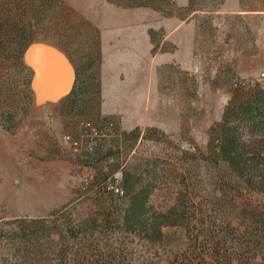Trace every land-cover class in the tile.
Returning <instances> with one entry per match:
<instances>
[{
	"label": "rangeland",
	"instance_id": "obj_1",
	"mask_svg": "<svg viewBox=\"0 0 264 264\" xmlns=\"http://www.w3.org/2000/svg\"><path fill=\"white\" fill-rule=\"evenodd\" d=\"M221 6L222 0H0V264H214L204 254L217 237H225L218 250L239 264H264V194L233 191L227 178L235 174L217 150L226 139L245 154L264 152V129H248L236 116L262 95L264 79L245 89L228 83L264 68V43L230 69L221 22L185 21L172 30V17L191 7ZM146 26L152 53L193 61L182 82L168 71L165 108L139 110L140 122L165 126L140 123L126 132L115 126L92 154H73L66 136L76 137L83 120L96 122L98 109L86 100L95 101L93 59L102 38L110 52L117 44L130 54L135 36L142 53ZM29 42L73 59L75 92L65 102L36 101L32 70L17 57ZM86 52L93 59L84 72ZM112 173L121 178L122 196L97 189ZM143 182L151 188L146 210L130 224V192Z\"/></svg>",
	"mask_w": 264,
	"mask_h": 264
},
{
	"label": "crops",
	"instance_id": "obj_2",
	"mask_svg": "<svg viewBox=\"0 0 264 264\" xmlns=\"http://www.w3.org/2000/svg\"><path fill=\"white\" fill-rule=\"evenodd\" d=\"M200 16H203V18L200 19ZM172 18L174 20L172 30H176L185 21L191 25H194L198 20L214 24L221 22L223 29L227 31L228 40H230L228 42L230 46L228 48L229 60L226 68L233 69L234 64L240 60L241 55L253 53L256 45L264 43V34L260 30L264 23V6L259 0H222L221 7H211L210 9L191 7L185 16L175 15ZM147 27L143 30L141 38L142 53H136L135 51V36H130V41H132L130 54L118 52L117 44H115V52H110L112 45L109 48L107 39L102 38L101 53H96L93 59L91 54L86 52L84 60L87 63L84 66H79V70L86 72L87 69L91 68L88 64L93 59L96 65L95 68H97L96 72L98 73L94 78L96 85L94 91L95 101L92 102V99L89 98L86 100L88 106L91 103V108L98 109L93 120H96L98 115L118 111L121 114V118L116 126L117 129L123 132L129 131L131 125L136 126L140 123L142 125L164 127V123L154 119L148 121L143 119L140 122L137 119L140 116L139 110L165 108L166 98L164 91L166 90L165 83L168 71L174 77V82L177 79L182 82L183 68H193L192 59L184 58L179 53H175L173 56H168L166 50L152 53V43ZM131 34L134 35V32ZM166 36L167 34L160 38L159 45ZM189 40L192 42L193 37L190 36ZM57 50H61L60 52L66 57L72 65L75 74H77L76 66L72 62L73 59L62 49L58 48ZM179 84L181 83L179 82ZM69 91L50 100L53 101L52 103L65 102L63 97L70 95ZM62 102L60 103L63 105Z\"/></svg>",
	"mask_w": 264,
	"mask_h": 264
},
{
	"label": "trees",
	"instance_id": "obj_3",
	"mask_svg": "<svg viewBox=\"0 0 264 264\" xmlns=\"http://www.w3.org/2000/svg\"><path fill=\"white\" fill-rule=\"evenodd\" d=\"M29 43H27L24 48L19 50L17 57L23 58L24 49ZM74 92L75 79L69 91V94L73 95ZM261 94V96L257 97L256 102L248 101L245 105L237 109L236 112V116H238L237 118L241 120L244 126H247V128L251 130L264 129V91H262ZM225 141L226 139L220 143L217 150L218 153H221V156L226 159V161L230 165V170L235 174V177L231 176L227 178L229 179V183H235V185L232 187V190L238 192L240 191V188H245L246 190L252 189L255 192L264 194V173L261 172V170L264 171V152L255 150L248 152L249 154H245L244 150H241L242 148H238L236 144H230L229 142ZM182 154H188L191 157L197 156L194 151L190 150H182ZM251 171H253L254 173H251ZM254 175H257L258 177L252 179ZM113 176H117L120 180V186L122 188L121 194H115L111 189L110 180ZM188 176L183 174L182 181H187ZM97 187V189H99L101 193L107 194L111 197H118L124 194L121 178L115 173L109 175L106 179L103 180V182L98 184ZM150 191L151 188L149 187L148 183L143 182L138 186L136 190L130 192V224L138 223L140 214L146 210V202L148 200ZM171 207L175 206H170V210ZM164 215L166 214L164 213ZM31 222L34 224V226H36L34 220H31ZM248 238H250L248 240L252 239V241L256 239V237L253 236H250ZM262 238L264 239V234L262 235ZM215 239L216 241H213V245H211V247H206L207 251L205 252L204 256L208 257L214 264H239L238 262H236L237 259H235L225 248H222V251L218 250V239H220L221 242H225V237H217ZM197 242L200 243L203 241L200 240ZM211 248H213V250H211ZM201 257H203V254L201 255Z\"/></svg>",
	"mask_w": 264,
	"mask_h": 264
},
{
	"label": "water",
	"instance_id": "obj_4",
	"mask_svg": "<svg viewBox=\"0 0 264 264\" xmlns=\"http://www.w3.org/2000/svg\"><path fill=\"white\" fill-rule=\"evenodd\" d=\"M23 60L32 70L30 84L36 101L44 98L55 99L71 89L75 71L55 47L31 42L24 49Z\"/></svg>",
	"mask_w": 264,
	"mask_h": 264
},
{
	"label": "built area",
	"instance_id": "obj_5",
	"mask_svg": "<svg viewBox=\"0 0 264 264\" xmlns=\"http://www.w3.org/2000/svg\"><path fill=\"white\" fill-rule=\"evenodd\" d=\"M264 79V69L259 70L253 76H238L229 79L228 83L231 88L245 89L247 87L254 86L256 83ZM121 115L119 112H114L110 116L101 114L93 122L91 120H83L79 125V133L76 137L66 136L68 147L73 154L87 153L92 154L96 146L99 145L100 139L104 138L113 130L119 122ZM107 163L113 161L112 156H107ZM124 162H121L122 167ZM110 186L115 194H121L122 188L120 186V180L117 176H113L110 180Z\"/></svg>",
	"mask_w": 264,
	"mask_h": 264
}]
</instances>
